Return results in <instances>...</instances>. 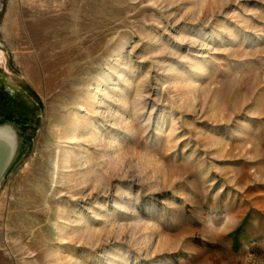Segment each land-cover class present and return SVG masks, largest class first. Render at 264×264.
Returning <instances> with one entry per match:
<instances>
[{
    "label": "rangeland",
    "instance_id": "1",
    "mask_svg": "<svg viewBox=\"0 0 264 264\" xmlns=\"http://www.w3.org/2000/svg\"><path fill=\"white\" fill-rule=\"evenodd\" d=\"M0 264H264V0H0Z\"/></svg>",
    "mask_w": 264,
    "mask_h": 264
},
{
    "label": "water",
    "instance_id": "2",
    "mask_svg": "<svg viewBox=\"0 0 264 264\" xmlns=\"http://www.w3.org/2000/svg\"><path fill=\"white\" fill-rule=\"evenodd\" d=\"M22 135L13 121L0 122V189L8 173L19 158Z\"/></svg>",
    "mask_w": 264,
    "mask_h": 264
}]
</instances>
